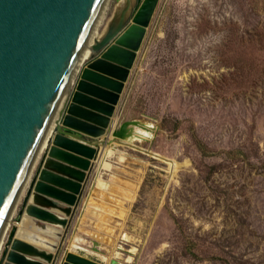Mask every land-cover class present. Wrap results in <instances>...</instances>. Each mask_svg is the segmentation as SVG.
Returning a JSON list of instances; mask_svg holds the SVG:
<instances>
[{"label": "rangeland", "instance_id": "obj_1", "mask_svg": "<svg viewBox=\"0 0 264 264\" xmlns=\"http://www.w3.org/2000/svg\"><path fill=\"white\" fill-rule=\"evenodd\" d=\"M142 47L111 120L131 136L93 163L52 264L72 236L104 264H264V0H159Z\"/></svg>", "mask_w": 264, "mask_h": 264}, {"label": "water", "instance_id": "obj_2", "mask_svg": "<svg viewBox=\"0 0 264 264\" xmlns=\"http://www.w3.org/2000/svg\"><path fill=\"white\" fill-rule=\"evenodd\" d=\"M108 1L0 0V264H52L93 163L131 136L111 120L159 0H120L94 35Z\"/></svg>", "mask_w": 264, "mask_h": 264}, {"label": "bare ground", "instance_id": "obj_3", "mask_svg": "<svg viewBox=\"0 0 264 264\" xmlns=\"http://www.w3.org/2000/svg\"><path fill=\"white\" fill-rule=\"evenodd\" d=\"M108 8V7H107ZM105 11V10H104ZM103 14H104V12H103ZM103 14L100 16V19L98 20V28L96 27V31L94 32V35L97 33V29H99V26H100V23H102L103 21H102V19H103ZM105 17V16H104ZM102 25V24H101ZM89 55V50H88V48H86L84 51H83V53H82V56H81V58H80V61L82 62L87 56ZM80 62V63H81ZM66 95H67V93H66ZM114 121H115V119H114ZM116 124L117 123H115L114 124V130H115V127H116ZM137 126V125H136ZM142 127V126H141ZM134 128H135V126H134ZM141 130H143V129H141ZM138 131V130H137ZM134 132V131H133ZM135 134V133H134ZM136 136V135H135ZM85 137V136H84ZM143 137V136H142ZM144 139V138H143ZM111 143V142H110ZM120 144V143H119ZM126 144H127V142H126ZM109 145V144H108ZM128 146V145H127ZM130 146V145H129ZM50 147V144L47 146V149ZM44 148H45V144H44ZM104 152H103V154H102V156H101V158H100V161H99V164H97L98 165V173L101 171V169L102 168H105L106 167V165H107V161H108V159L110 158V156L112 155V154H114V152H115V149L111 146H109L108 148H105L104 150H103ZM150 153V155L152 156V157H154L155 159H159V160H162V161H166L167 163H170L169 164V166L172 168V171L174 170V165H176L175 163H172V162H169V161H167V160H165L164 158H162L161 156H158V155H156V154H153V153H151V152H149ZM102 187V186H101ZM104 188V187H103ZM17 207H18V205H17ZM17 207H15L14 208V212H15V210L17 209ZM13 216H14V213L12 214ZM13 216H12V219H13ZM12 219H11V221H12ZM17 226H19V224H17ZM94 246V245H93ZM92 249V251H93V255L95 256V257H92L91 255L90 256H82V254H85V255H89V251H85L84 249H81V247L80 246H78V245H76V247L74 246L73 247V252H69V253H71V260H70V258H69V253L67 252L66 254H65V260L63 261V263L62 264H104V262H105V258H102L101 256H97L96 257V255H97V253H99L98 252V250H96L95 248H93V247H91ZM79 251V253L80 254H77V253H74L75 251ZM100 254V253H99ZM118 256V255H117ZM73 257H77L78 259L76 260V261H74V259H73ZM86 260V261H84V260Z\"/></svg>", "mask_w": 264, "mask_h": 264}, {"label": "crops", "instance_id": "obj_4", "mask_svg": "<svg viewBox=\"0 0 264 264\" xmlns=\"http://www.w3.org/2000/svg\"><path fill=\"white\" fill-rule=\"evenodd\" d=\"M143 48V47H142ZM142 48H141V50L139 51V52H137V57H136V62H135V64H134V66H133V68L130 70V74H131V78L133 77H135L134 78V80L136 79V80H138V78L140 77L139 75L142 73V72H144V70L146 69V61H144L145 59H144V54H143V52H142ZM144 50V49H143ZM145 52V51H144ZM143 57V58H142ZM190 75H192V71L191 70H188L187 72H186V77H185V75H183V72L177 77V82H178V85H180V82L181 81H184L185 82V80L187 79V76H189L190 77ZM133 80V83H132V86H131V88H130V90H129V94H128V97H127V100H125V110H126V104L128 105V101L130 102V100H131V95H132V90L134 91V83L136 82V80L134 81ZM126 85H127V82L125 83V89H126ZM181 86V85H180ZM124 89V90H125ZM131 92V93H130ZM122 98H123V101H124V91H123V93L121 94V101H122ZM126 98V97H125ZM119 105H120V103H119ZM119 105L116 107V110H118V107H119ZM123 113H124V111H123ZM79 136H81L82 138H85V139H88V140H90V141H94V140H92L91 138H89V137H87V136H85V135H82V134H79ZM85 136V137H84ZM99 140H101V139H98V141ZM99 159H100V157H99ZM103 169V168H102ZM102 169H101V171H102ZM49 186H52V185H49ZM90 196V195H89ZM88 200H89V197H88V199H87V202H88ZM86 207H88V203L86 204ZM82 216V215H81ZM13 220V219H12ZM19 224V223H18ZM78 225V224H77ZM76 245H78V246H80L81 247V249H84L85 251H89L90 253H89V255H85V254H82V256H92V257H95L94 255H93V251L90 249V248H88L89 246H85V240L83 239V238H80L79 236H72L71 237V239H70V241H69V246H68V251L67 252H73V247L75 246L76 247ZM91 247V246H90ZM73 249V250H72ZM66 252V253H67ZM74 253H77V254H80L79 253V251H75ZM97 256H101L102 258H105L102 254H99V253H97V255H96V257ZM62 264V263H61Z\"/></svg>", "mask_w": 264, "mask_h": 264}]
</instances>
